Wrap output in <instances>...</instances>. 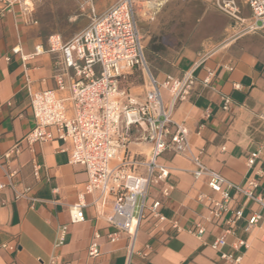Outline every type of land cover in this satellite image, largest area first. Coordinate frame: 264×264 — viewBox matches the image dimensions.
<instances>
[{
  "label": "crops",
  "instance_id": "crops-1",
  "mask_svg": "<svg viewBox=\"0 0 264 264\" xmlns=\"http://www.w3.org/2000/svg\"><path fill=\"white\" fill-rule=\"evenodd\" d=\"M116 1L26 0L15 4L11 13L0 14V160L21 143L20 154L0 167V185L5 186L0 190V264H47L53 255H58L59 264H264V207L254 201L236 199L235 207L243 208L244 217L235 235L218 249L212 245L222 234L223 223L208 224L203 238L189 233L208 214L200 195L217 197L204 179L194 178L189 155L167 152L160 158L170 167L173 190L165 198L160 187H151L148 204L160 200L159 212L166 220L158 222L148 215L142 221L129 259L128 236L108 242L111 229L96 207L85 210V222L71 223L69 209L87 176L83 167L71 164L70 145L60 140L31 146L23 142L35 126L31 95L56 89L57 56L48 52V39L59 35L69 42ZM239 3L242 18L250 21V8ZM137 20L149 73L136 69L120 87L144 96L150 76L162 82L168 76L182 79L192 73L198 83L176 107L174 121L189 130L192 152L203 150L209 168L240 186L256 179L255 192L264 198V29L238 35L240 25L212 0H163L159 7L155 1L140 0ZM38 47L42 52L23 62L21 54H34ZM15 48L21 54H15ZM204 57L203 65L197 66ZM206 69L214 72L209 86L202 83ZM68 75L69 82L73 71ZM162 94L168 101V92ZM224 97L231 99L227 111ZM129 147L134 153H150L143 143ZM256 152L259 158L249 166ZM12 172L9 179L7 173ZM11 183L18 192L31 188L29 195L36 201L17 199ZM254 214L261 219L247 230ZM172 221L180 232L172 228ZM61 226L68 227L66 243L55 249ZM95 233L102 235L101 256L91 258L88 248ZM240 241L249 248L236 247ZM222 254L231 260H223Z\"/></svg>",
  "mask_w": 264,
  "mask_h": 264
},
{
  "label": "built area",
  "instance_id": "built-area-1",
  "mask_svg": "<svg viewBox=\"0 0 264 264\" xmlns=\"http://www.w3.org/2000/svg\"><path fill=\"white\" fill-rule=\"evenodd\" d=\"M140 0H117L99 15H94L90 24L69 42L61 36L53 35L48 39V52L56 55V89L34 92L30 108L35 126L24 138L29 146L35 143L63 141L70 145V162L84 168L87 181L78 194V199L70 209L71 223L85 222V210L94 206L106 220L111 229L106 239L110 243L129 238V259L135 253L134 245L140 224L151 215L158 222L166 218L160 214V200L148 204L151 187H160L162 197H169L173 187L169 184L170 167L162 164L160 158L167 152L189 155L193 164V176L204 179L207 186L217 195L211 197L201 194L200 201L208 204V214L204 222H197L189 233L203 238L208 224H224L222 234L212 247L218 249L227 243L229 236L235 235L238 223L243 219V208L235 207L238 197L254 201L264 207V198L256 194L259 184L250 179L240 186L222 174L209 168L203 159L204 151L193 153L189 140V130L174 121L176 107L186 101L198 83L192 73L182 79L168 76L159 82L152 76L144 96H136L120 87V81L130 72L147 69L145 48L137 20V6ZM149 1V0H148ZM159 7L163 0H152ZM216 7L240 25L238 35L264 29V0H212ZM240 1L252 12L250 21L242 18ZM26 0H0V14L4 16L13 11L15 4ZM21 54L18 48L13 50ZM42 52L38 47L34 54L22 55L23 62L32 60ZM9 60V58L7 59ZM205 57L197 66L203 65ZM69 70L73 71L67 81ZM202 80L209 86L214 72L206 69ZM163 91L169 100L163 98ZM223 110H229L231 99L224 97ZM22 142V143H23ZM132 143L148 145V155L130 150ZM20 145L5 154L0 167L10 162L13 154H20ZM259 152L253 153L248 161L253 166ZM39 166H35L37 174ZM14 173H7L12 179ZM15 190V186L11 183ZM5 188L0 185V190ZM16 198L36 201L29 193L16 191ZM93 198L88 203L87 197ZM260 214H254L248 222L249 230L258 224ZM172 228L181 231L176 221ZM67 226L58 230L55 249L66 243ZM102 235L95 233L88 248L91 258L101 256ZM248 249L246 242L237 246ZM223 260L231 257L222 254ZM241 258L235 260L239 263ZM47 264H59L58 255L50 257Z\"/></svg>",
  "mask_w": 264,
  "mask_h": 264
}]
</instances>
